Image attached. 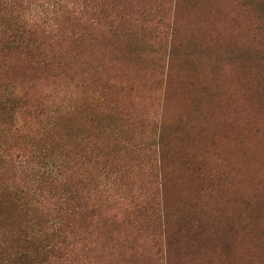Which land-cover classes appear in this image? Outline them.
Wrapping results in <instances>:
<instances>
[{
	"label": "rangeland",
	"instance_id": "1",
	"mask_svg": "<svg viewBox=\"0 0 264 264\" xmlns=\"http://www.w3.org/2000/svg\"><path fill=\"white\" fill-rule=\"evenodd\" d=\"M9 14L47 51L0 55L18 115L78 97L51 125L97 217L57 219L58 264H264V0H0V40Z\"/></svg>",
	"mask_w": 264,
	"mask_h": 264
},
{
	"label": "trees",
	"instance_id": "2",
	"mask_svg": "<svg viewBox=\"0 0 264 264\" xmlns=\"http://www.w3.org/2000/svg\"><path fill=\"white\" fill-rule=\"evenodd\" d=\"M18 19L12 14L3 19L10 30L2 35L0 55L19 49L35 52L41 49L39 55H46L43 47L37 48L41 46L39 35L20 34L19 28L24 24ZM67 20L70 18H64L63 23ZM32 39L30 45L28 41ZM34 42L39 45L35 46ZM42 61L46 64V60ZM12 86L0 84V122L9 136L4 140L13 138L11 143L4 142L0 150V264H58L57 260L64 257V253L59 245L63 239L56 227L57 219L97 217L92 194L86 196L77 183L69 181L73 176L70 159L66 156L69 147L61 138L56 139L51 125L55 123L59 108L50 105L65 110L74 102L73 98L78 97L65 95L57 89L50 94L52 103L45 109L34 108L26 117H20L25 91L17 89L15 84ZM56 144H59V154H54ZM161 144H158L160 149ZM63 153L66 155L62 157ZM10 167L19 168L17 178L16 172H9ZM68 184L75 186L67 188ZM21 216L26 219L21 220ZM49 253L54 257L51 261L47 259L51 258Z\"/></svg>",
	"mask_w": 264,
	"mask_h": 264
}]
</instances>
